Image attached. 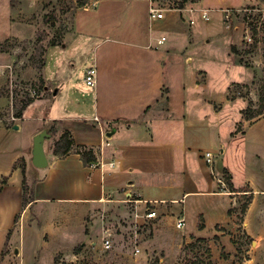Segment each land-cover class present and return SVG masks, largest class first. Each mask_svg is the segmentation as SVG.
<instances>
[{
	"label": "rangeland",
	"instance_id": "obj_1",
	"mask_svg": "<svg viewBox=\"0 0 264 264\" xmlns=\"http://www.w3.org/2000/svg\"><path fill=\"white\" fill-rule=\"evenodd\" d=\"M154 1L166 14H179L181 19L177 28L169 24L167 28L169 21L164 20L161 30L166 39L177 38L193 56L191 65H186V82L191 83L190 70L204 68L208 87L196 96L194 88L186 85L187 119L170 120L155 132L165 137L164 143L174 138L176 148H162L163 161L149 163L157 167L155 173L143 175L134 170L136 184L144 193L184 192L190 182L181 170L183 145L198 147L201 158L206 149L218 152L215 160L222 162L225 170L218 167L212 175L209 193L146 205L130 200L136 198L94 203L79 198H32L31 183L25 181L28 203L17 214L2 246L0 264H264V109L256 114L261 98L264 101V66L254 67L245 60L241 45L226 47L233 35L213 33L212 38H205L204 31L224 30L222 13L211 12L210 0ZM93 4V0H0V171L9 164L15 146L24 142V123L34 122L17 119L15 114L21 100L32 97L25 87L36 90V99L51 95L48 101L37 100L28 114L81 116L79 99L71 88L90 90L84 77L92 65L93 43L106 35L123 36L147 27V0H98ZM195 7H206L210 19L204 21L198 9L184 11ZM191 18L193 24L188 21ZM232 47L239 57L236 62L232 61L235 56L228 54ZM204 73L200 71L197 83H204ZM43 75L51 85L45 93L41 90ZM230 79L245 82L230 84ZM57 88L59 93L53 94ZM202 96L218 103L210 105ZM13 124L18 129L7 132ZM55 141L53 136L44 139L50 157ZM154 141L148 137L136 145L156 151L150 147L158 146ZM170 160L181 166L176 176L159 168L168 167ZM201 183L196 185L198 189L208 188L205 181ZM145 206L156 210L155 218L136 221L134 211L142 213ZM8 207L0 206V213L4 215ZM180 215L185 216V224L177 229L174 222ZM106 228L113 233L109 250L101 244ZM135 231L137 253L133 248Z\"/></svg>",
	"mask_w": 264,
	"mask_h": 264
},
{
	"label": "crops",
	"instance_id": "obj_2",
	"mask_svg": "<svg viewBox=\"0 0 264 264\" xmlns=\"http://www.w3.org/2000/svg\"><path fill=\"white\" fill-rule=\"evenodd\" d=\"M110 1L115 3L123 0ZM154 2V0H147L146 29L137 30L132 32L133 34H123V36L118 33L106 35L93 43L91 64L96 67L95 82L87 92L80 91L75 86L71 88V93L79 99L78 108L82 110L81 114L83 115L55 117L41 116L39 113L31 114V112L28 114L37 100L48 101L50 95L34 99L23 110L22 116L17 117L23 121L34 122L24 123V142L15 146L17 150L14 149L9 164L5 170L0 171V179L6 176L5 183L0 181V206L4 209L9 206L4 215L0 213V251L5 243L7 233L14 223L15 215L23 209L22 174L19 163H17L19 158H23L25 164L24 178L29 185L31 183L32 198H79L92 203L102 202L106 199L112 201L119 198H136L130 200L135 203H145L148 200L157 203L159 201L165 202L166 198L176 202L175 198L184 199L190 194H206L212 191V175H215L218 167L221 170L224 169L222 162L217 163L215 160L218 152L211 149L205 150H210L215 154L210 166L199 155L198 147L191 149V147L184 145L181 149L183 158L181 170L185 173L186 182H190L184 192L178 194L162 191H158L159 193L156 194L144 193L135 181L134 170L143 175L155 173L157 167H153L149 163L156 159L163 161L164 158L159 154L163 150L162 148H176L174 138H169L168 143H164L162 140L165 137L161 138L155 132L161 131V124L170 120L185 121L187 119L185 114L186 85L194 88L196 96L208 87V71L204 68L197 67L190 70L191 83L186 82V65H191L193 56L185 51V47L177 38L173 40L167 38L163 43H157L158 38L162 35L165 36L161 30V27H164L162 22L168 20L169 22L165 23L166 27L169 24L170 27L177 28L181 19L179 14L176 16L165 13L164 18L160 20H150L148 8ZM210 2L212 4L211 12L213 10H220L221 12V9L226 7H264L262 3L264 0H243L234 4H230L226 0H210ZM184 11L191 12L188 8ZM223 28L224 30H219V33L217 31H204L206 32L205 38L210 39L215 34H222L223 36L230 34V36L233 35V39H228L227 44L225 43L226 47L230 43H234L239 48L241 45L239 29H225L224 26ZM228 54L235 56L232 60L234 62L239 58L238 54L233 53V51ZM211 57L216 59L213 55ZM200 71L205 72V81L201 84L196 82L200 77ZM43 78L45 82L42 91L45 93L51 90V85L49 78L44 75ZM245 79H230L228 82L241 84ZM229 83H227L225 94L229 91ZM163 87L167 88L166 100L161 96ZM54 90H56V94L59 93L58 88ZM201 98L210 105L212 102L218 103L211 98L203 96ZM85 105L88 109H85ZM87 119L90 123L86 122ZM51 126L55 130L54 133L48 131ZM86 126L89 127V130L85 129ZM72 127L76 130L73 131ZM10 129L16 131L18 125L13 124L11 128H6V131H10ZM199 129L207 132L205 127ZM41 130H47L55 140L59 139L64 131H68L72 140V149L62 156L55 155L52 149L53 154L50 157L46 153L45 142H43L47 165L39 168L32 164L31 148L33 136ZM148 137L150 141L155 140L154 143L158 145L150 146L156 148V151H152L147 146L140 148L136 145L137 141ZM105 141H108L109 144L103 147L100 154V143ZM83 152H90L93 158L84 162L81 156ZM172 155H174L173 152L171 157ZM100 156L103 157L104 163L101 168L90 164ZM173 160L172 162L169 161L168 167H165L166 165L159 167L160 170L176 176L181 166H177ZM211 167L214 174L211 173ZM32 179L35 180L33 183ZM201 181H205L208 188L198 189L196 185L202 184ZM34 201H31V204Z\"/></svg>",
	"mask_w": 264,
	"mask_h": 264
},
{
	"label": "built area",
	"instance_id": "obj_3",
	"mask_svg": "<svg viewBox=\"0 0 264 264\" xmlns=\"http://www.w3.org/2000/svg\"><path fill=\"white\" fill-rule=\"evenodd\" d=\"M200 11V17L204 21H208L210 19V13L207 8H193L190 11ZM166 10L159 6H155L151 4L148 8V18L150 20H160L164 18ZM222 13V22L224 27L227 29H234L238 28L240 31V38H241V52L242 57L245 60H248L254 67H262L264 66V7L259 6H245L241 8H231L226 7L221 9ZM190 24L194 23V19L191 18L188 20ZM166 40V37L162 35L160 38L157 39V43H163ZM96 76V67L94 64L89 66L85 72V83L89 86H93L95 82ZM30 93V96L34 97L36 95V90L31 88L30 86L25 87ZM12 119L15 117L12 116ZM18 119V118H17ZM97 120V119H96ZM109 142H101L100 143V154L103 151V147L108 145ZM214 153L210 150H207L203 154V158L206 163L210 166L212 165ZM93 166L102 167L103 166V157L97 158L95 162H91ZM211 173L214 174V170L211 167ZM218 182L223 184V181L218 178ZM155 203L151 200L145 202V204ZM145 210L142 213H138L136 210L133 213L135 220L137 221L138 218L143 217L145 219H152L156 216V210L152 207L145 206ZM185 224V218L183 215L177 216L174 222V226L177 229H180ZM112 237L113 233L112 230L106 228L103 230L101 244L105 250H109L112 247ZM133 248L134 252L137 253L140 251L139 246L137 245V234L136 231L134 232V239H133Z\"/></svg>",
	"mask_w": 264,
	"mask_h": 264
},
{
	"label": "trees",
	"instance_id": "obj_4",
	"mask_svg": "<svg viewBox=\"0 0 264 264\" xmlns=\"http://www.w3.org/2000/svg\"><path fill=\"white\" fill-rule=\"evenodd\" d=\"M96 0H93V2H95ZM81 5L82 6H86L85 5V3L83 4V3H81ZM232 51L233 52H235V53H237V50H236V48L235 47H232ZM41 80V82H42V79H40ZM43 86H44V81H43V83L41 84V87H42V89L41 90H43ZM161 96L163 97V99L164 100H166L167 99V88L166 87H163L162 88V94H161ZM34 99H36L35 97H25L24 98V100H21V104H20V107H19V109L16 111V116L17 117H21L22 116V112H23V110L30 104V103H32L33 101H34ZM263 109H264V101H263V98H261V103H260V106H259V109L256 111V114L258 115V114H260V113H262V111H263ZM253 115H251L250 117H252ZM48 131L49 132H52V133H54L55 132V130H54V128H49L48 129ZM72 149V140H71V138H70V134H69V132L68 131H64L62 134H61V136L59 137V139H57L56 141H55V144H54V147H53V153L55 154V155H57V156H62L63 154H65V153H67L69 150H71ZM82 158H83V161L84 162H87L89 159H92L93 158V156H92V154H90V152H83L82 153ZM17 163H19V167H20V170H21V174H22V181H21V183H22V188H23V197H22V208H24L25 207V205L28 203V201H27V199L25 198V187H26V182H25V178H24V172H25V164H24V161H23V158H19L18 160H17ZM14 167H15V165H14ZM224 170H225V168H224ZM227 180H228V184L231 186V187H233V185H232V183H231V181H230V176L228 175V173H227ZM0 181L2 182V183H5V181H6V176H3V177H1V179H0ZM17 218V215H15V217H14V220ZM11 229V228H10ZM10 229H9V231H8V233H7V236H6V240H8V238H9V235H10ZM5 245H6V242H5ZM4 250H2L1 252H3Z\"/></svg>",
	"mask_w": 264,
	"mask_h": 264
},
{
	"label": "water",
	"instance_id": "obj_5",
	"mask_svg": "<svg viewBox=\"0 0 264 264\" xmlns=\"http://www.w3.org/2000/svg\"><path fill=\"white\" fill-rule=\"evenodd\" d=\"M56 90H54V93ZM17 127V126H15ZM50 133L47 130H41L36 133L32 138V148H31V161L36 167L42 168L47 165V156L44 149V139L49 137Z\"/></svg>",
	"mask_w": 264,
	"mask_h": 264
}]
</instances>
